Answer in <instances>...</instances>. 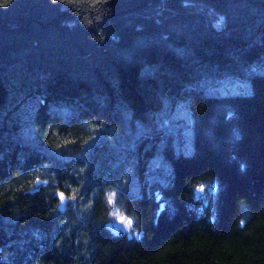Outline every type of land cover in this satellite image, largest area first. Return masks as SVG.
<instances>
[{
  "label": "trees",
  "instance_id": "1",
  "mask_svg": "<svg viewBox=\"0 0 264 264\" xmlns=\"http://www.w3.org/2000/svg\"><path fill=\"white\" fill-rule=\"evenodd\" d=\"M0 264H264V0L0 7Z\"/></svg>",
  "mask_w": 264,
  "mask_h": 264
},
{
  "label": "rangeland",
  "instance_id": "2",
  "mask_svg": "<svg viewBox=\"0 0 264 264\" xmlns=\"http://www.w3.org/2000/svg\"><path fill=\"white\" fill-rule=\"evenodd\" d=\"M248 90L249 89L241 90L239 87L234 85V88L232 89V92H234V93H247ZM181 117L185 118L184 111H182ZM204 193H205L204 191L203 192L199 191L197 195H198V197H200V196H203ZM111 202L112 203L114 202V197L112 198ZM121 216L124 217L125 220H130L131 221V219L128 218L127 216H125L119 209L114 208L113 217H112V224H111L112 230L115 233H117L119 231L130 233L131 230H132V227H133L132 221H131V226H128L126 223L122 224L121 221H120V217Z\"/></svg>",
  "mask_w": 264,
  "mask_h": 264
},
{
  "label": "snow or ice",
  "instance_id": "3",
  "mask_svg": "<svg viewBox=\"0 0 264 264\" xmlns=\"http://www.w3.org/2000/svg\"><path fill=\"white\" fill-rule=\"evenodd\" d=\"M53 2H56V0H53ZM70 2H75V0H70ZM96 2L97 3L103 2V0H96ZM10 3H12V0H0V7H7V6L10 5ZM200 191L201 192L204 191L203 187L200 188ZM59 199L61 201V204L63 205L64 200H65L63 193H59ZM111 200H112V196L109 197V201H111ZM120 221H121L122 224L123 223H127L129 226L131 225V221L130 220H125V218L122 217V216L120 217Z\"/></svg>",
  "mask_w": 264,
  "mask_h": 264
},
{
  "label": "water",
  "instance_id": "4",
  "mask_svg": "<svg viewBox=\"0 0 264 264\" xmlns=\"http://www.w3.org/2000/svg\"><path fill=\"white\" fill-rule=\"evenodd\" d=\"M64 194V193H63ZM64 198H65V200H64V203H63V205L61 204V201H60V199H59V194H58V199H59V209L60 210H64L65 208H66V206H67V203H68V198L65 196V194H64Z\"/></svg>",
  "mask_w": 264,
  "mask_h": 264
},
{
  "label": "clouds",
  "instance_id": "5",
  "mask_svg": "<svg viewBox=\"0 0 264 264\" xmlns=\"http://www.w3.org/2000/svg\"><path fill=\"white\" fill-rule=\"evenodd\" d=\"M127 224V223H126ZM128 225V224H127ZM129 226V225H128ZM131 226V225H130Z\"/></svg>",
  "mask_w": 264,
  "mask_h": 264
}]
</instances>
